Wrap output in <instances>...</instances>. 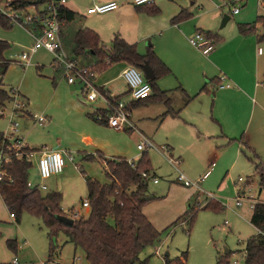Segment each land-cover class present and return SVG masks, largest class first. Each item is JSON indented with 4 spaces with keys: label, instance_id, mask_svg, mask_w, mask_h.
<instances>
[{
    "label": "crops",
    "instance_id": "obj_1",
    "mask_svg": "<svg viewBox=\"0 0 264 264\" xmlns=\"http://www.w3.org/2000/svg\"><path fill=\"white\" fill-rule=\"evenodd\" d=\"M71 1L73 0H69L66 4L67 9L75 12L79 17L90 19L92 23L95 20L102 22L100 27L91 26L90 30L98 35L105 51L111 49V43L115 37H119L129 45H134L137 53L141 56L145 55L148 47L151 46L156 58L169 70L168 75L156 82L157 89L164 93L169 105H165L163 100H154L152 91L150 98L146 101H141L139 105L146 110L155 109L154 107H156V117H159L160 121L157 127H153L155 129L154 133L160 138V141L165 139L166 142L157 146L167 147L168 154L178 162V169L181 172H183L180 169L181 159L186 155L193 159L198 172H188V176L183 172L188 179L196 181L209 171L210 173L205 178L206 180L213 169L219 165L218 174L223 172L226 175V172L231 171L241 161V155L250 163L253 171L254 165L250 161L253 154L257 155L259 161L264 165V87L260 86L261 84L264 85V43H258L256 35H240L238 24L245 23H241L242 21L238 19H233L236 15H232L231 11L223 15L219 4L215 5L211 0H188L187 2L154 0L150 8L141 9L133 6V0H93L92 2L80 0L82 1L81 4L86 5L82 12L74 11L69 4ZM105 2H117L119 3V8L114 12L102 15L86 14V9L92 3ZM260 2L261 4H259ZM257 7L264 9V0H257ZM151 9H158V14H150V11L147 10ZM182 11L183 19L172 23L171 20ZM237 15H239V12ZM93 18L97 19L93 20ZM220 19L222 25L219 28ZM232 20L234 21L231 22ZM258 26L261 27L258 24L256 28ZM224 27L225 30L222 31L221 29ZM18 29L25 32L31 39L26 30L20 27ZM195 31H202L217 40L215 48L208 55H203L188 43V37ZM261 31L262 27L260 31L257 30V33L259 34ZM105 43H108L107 46ZM258 48L261 49L260 53L257 52ZM5 52L3 53V58H5ZM34 54L30 57L28 67H31V58ZM80 59L87 64L92 62L91 64L96 65L95 84L101 94L106 97L111 95L115 99H121L127 95V88L124 82L121 83L123 80L120 75L122 70L129 66L128 64L123 62L110 64L106 59L100 64V61L93 59L89 54ZM10 62L14 63V61ZM49 66L51 67V62ZM35 67L37 70L40 68L38 65H35ZM51 70H53L52 67ZM222 74L226 76V82L231 85L230 88L220 89L218 87V77ZM58 80V89L54 90V94L52 92L53 98H55L54 95L60 93L59 89L63 87L70 95L67 98L68 102H71L70 99L76 102L77 98V102L86 109L80 91V84L69 85L64 80H60L59 77ZM0 88L10 93L11 89ZM203 88L205 89L202 91ZM19 95L22 98L20 92ZM89 107L93 109V113L88 114V118L91 120L95 116V110L103 108L101 103L89 104ZM168 107L173 112H178V116H164L168 111ZM132 112L133 108H131V120L135 130H117L102 124L106 127L92 128L97 141L89 143L84 148L88 149L91 147L96 149V151L100 149L108 156L110 155V157H123L127 161L137 162L138 159H130L132 156L129 155V149H127L124 140L133 142V140L136 141L139 138L136 143V150L142 153L149 151H139L137 149V145L143 138L150 140L153 144L155 143L146 136L144 125L141 127L140 124L133 120ZM49 123L50 120L45 126L40 128H45ZM84 124L92 127L89 122H84ZM126 132L128 134H125ZM22 133V131L19 133L20 137L27 148L31 149L29 144V139H32L31 136L26 134L25 137ZM135 133L139 136L135 135ZM107 134L111 135L109 140L104 138ZM175 134H179V136L172 138ZM85 142L87 143L88 141L85 140ZM51 146L52 148H49V150L63 151L66 148L62 141H56ZM153 151L156 152L155 150ZM230 151H232V154L229 156ZM156 153L160 155L158 152ZM216 162L218 163L217 165ZM170 167L175 171V177H177L176 169L172 166ZM153 173L154 171L152 170L151 174ZM201 173L202 175H200ZM254 174H256L255 171ZM153 176L157 178L155 174ZM256 176L258 177L257 174ZM83 178L84 181L85 178L91 179L86 176H83ZM223 179L218 183L217 190L221 189ZM202 183L199 184L201 192L195 188L189 189L191 193L186 195L184 201L188 203L197 193H200L201 196L204 195L202 194ZM247 185L249 189V183ZM234 186L236 194L238 190L236 182ZM241 188L243 186L240 187V190L245 192V187L243 190ZM170 189L171 186L168 187V190ZM263 191L264 189L259 185L258 193L260 194ZM258 197L260 198V195ZM196 200H198V197ZM0 201H2L9 214L10 222L19 223L20 220L17 221L15 215L8 211L1 195ZM216 203L220 205L218 201ZM84 209V216H87L89 208ZM143 213L145 214V212ZM145 217L148 218L147 215ZM9 237L11 238V236ZM9 237H0V264H36L31 257L27 259L23 255L25 248L30 246L29 243L26 241L22 242L21 251L19 252L20 246L18 249L16 246L14 250L7 246V241H10ZM13 260H16V262L14 263ZM73 264H75L74 258Z\"/></svg>",
    "mask_w": 264,
    "mask_h": 264
},
{
    "label": "rangeland",
    "instance_id": "obj_2",
    "mask_svg": "<svg viewBox=\"0 0 264 264\" xmlns=\"http://www.w3.org/2000/svg\"><path fill=\"white\" fill-rule=\"evenodd\" d=\"M187 1L179 0V2ZM211 1L215 5L219 4L223 15L228 14L232 7L239 8V15L234 16L233 19H238L242 21L241 23L252 24L255 22L257 15L264 16V9L257 7V0H245L243 2L234 0L235 2L232 4L225 3V5H223L224 3L221 0ZM81 2L80 0H73L69 4L74 11L82 12L86 5L81 4ZM101 23L99 20H95L92 23L88 18L78 17L71 26L74 29H90L91 26L100 27ZM221 25L220 19L218 27L220 28ZM18 28L5 29L0 25V41L9 45V49L4 54V59L6 60L15 61L16 56L32 46V41L28 35ZM221 30H225V27ZM257 30L260 31L261 27L258 26ZM64 33H66L65 28ZM107 44L105 43L106 46ZM63 47L65 48L64 44ZM65 50L69 53L66 48ZM51 60L52 57L49 53L40 50L32 56L31 67L23 68L16 62L10 63L4 75L0 76V87L7 90H18L22 97L19 100L25 105L23 110L13 120L10 118L13 114L12 101L0 109L2 112L0 114V134L9 133L10 123L15 121L18 124L19 133L22 131L23 136L26 137V134L31 136L32 139H29L31 149L39 150L44 147L49 149L52 148L51 145L56 141H62L66 145L63 151L68 155L64 157L65 166L63 172L59 176H52L43 181L48 191L41 193L59 192L62 195L61 207L64 213L68 214L70 210H74L84 216L85 209L82 207L81 202L86 200L87 191L83 176L89 177L102 185L108 184L109 180L105 175L103 159L109 160V158H116L117 156L110 157V155L108 156L100 149L96 151V149L91 147L88 149L84 148L89 143L97 141L92 128L106 126L88 118V114L93 113V109L89 107V104L83 101L86 106V109H84L83 105L77 102V98L76 102L72 99H70L71 102H68L67 98L70 95L65 91V88L61 87L59 89L60 93L54 95L55 98H53L52 92L54 94V90L58 89L59 85L58 77L62 81L64 79H62L60 72L54 69L51 70L49 66ZM35 65L40 68L37 70ZM121 100L130 104L128 95H125ZM154 108L146 110L141 105L135 106L132 112L133 120L140 124L141 127L144 125L146 136L151 138L156 145H162L166 143L165 139L160 141V138L154 133V128L159 125L160 121V118L156 117V107ZM29 114L46 117L50 120V123L45 128H40L38 125L36 126ZM84 122H89L92 127L86 126ZM125 134L128 133L126 132ZM135 135L138 134L135 133ZM109 136L111 135L107 134L104 138L109 140ZM178 136L179 134H175L172 138ZM85 140L88 142L86 143ZM138 141L139 138L136 141L133 140V142L124 140L127 149H129V155L132 156L130 159L137 160L143 154L136 150ZM231 154L232 151H230L229 156ZM146 155L154 171L153 174L158 178V184L154 185L151 180L146 182L145 196L148 199L154 198L143 207L142 212H145L149 218L147 219L158 232V238L151 246L146 247L140 253V261L144 262L147 260L146 264H162L161 259L154 254V248L160 247L162 255L164 256L167 253L170 258L178 257L182 252L186 251L187 264H215L217 256L223 255L225 250L231 253L228 257L229 264H233V261H237V264H245L243 251L246 241L255 235L256 232L249 223L252 213L250 206L244 203L240 208L235 207L234 198L236 194L234 184L237 179L239 177L245 179V182L240 187H245L247 195L255 197L260 195V199L264 200V191L260 194L258 193L259 179L254 174L253 168L246 158L241 155V161L231 171L226 172V175L223 172L218 174L220 165L217 166L201 184L202 193H212L215 200L220 203L218 208L216 207L214 210L211 207L205 209L197 208V203H200V205L208 203L205 195L201 196L200 193L195 194L188 203L184 201L186 195L191 193L189 190L191 188H185L175 181V171L156 152L149 150ZM69 156L73 158V164L69 162ZM36 162L37 156L32 159V167L28 174V180L34 186L42 182L37 175ZM75 165L80 170H77ZM180 169L187 176L188 172H198L193 159L188 155L181 159ZM224 176L225 178L223 179ZM222 179L221 189L217 190L216 187ZM246 182L247 184L249 183V189ZM169 186H171L170 190H168ZM243 188L241 189L243 190ZM197 197L198 200H196ZM196 201L198 202L196 203ZM192 208H194V211H190ZM185 212H189L193 217L191 226L187 225V222L183 223V221H186ZM48 235L49 232L43 225L42 220L26 213L21 216L19 223H11L9 214L2 201H0V237L11 236L9 240L15 242L17 249L20 246L19 252L21 251L22 242L26 241L29 243L30 246H27L23 251V255L27 259L31 257L36 264H44L49 260L51 243ZM53 246L55 249L51 260L58 264H73V258H77L75 264H87L83 252L79 249L75 250L63 232L56 234L53 239Z\"/></svg>",
    "mask_w": 264,
    "mask_h": 264
},
{
    "label": "trees",
    "instance_id": "obj_3",
    "mask_svg": "<svg viewBox=\"0 0 264 264\" xmlns=\"http://www.w3.org/2000/svg\"><path fill=\"white\" fill-rule=\"evenodd\" d=\"M21 5L39 4L41 0H17ZM151 5L136 7L150 8ZM150 14H158V9L147 10ZM183 11L174 17L171 22L175 23L183 19ZM79 16L64 7L59 16L62 23L60 38L62 44L69 51V54L76 58H83L89 54L93 59L103 62L105 59L110 64L123 62L138 69L146 62L153 72V78L148 81L154 100H163L165 105H169L164 93L156 87V82L169 74V70L162 64L149 46L145 55L137 53L134 45H129L119 37H115L111 43V49L105 51L101 45L98 35L88 28L74 29L71 24ZM256 24L262 27L261 33H257ZM0 25L5 29L12 26L0 15ZM64 28L66 33H64ZM240 35H256L258 43H264V16H257L252 24H238ZM210 37V36H209ZM212 38V37H210ZM217 43L215 38H212ZM9 49L6 42L0 41V76H3L7 67L11 63L3 58V53ZM205 88L202 89V91ZM132 102L130 108L139 105L141 101ZM163 98V99H162ZM10 94L0 88V109L5 104L11 102ZM118 100V99H117ZM96 115V113H95ZM178 116V112H173L169 107L164 116ZM93 120L97 123L104 124ZM2 135L0 134V137ZM29 148H26V151ZM36 151L37 149H30ZM104 160L105 175L108 184H100L95 180L85 178L87 190L86 200L89 203L87 216L80 215L79 212L69 211L64 213L61 208V194L49 192L42 194L37 189L27 186L28 174L31 164L25 160H13L5 166L6 176L0 182V195L9 212L15 215L19 221L22 214L26 213L42 220L43 225L49 232L50 239L49 257L53 255L55 247L53 239L58 232H63L69 243L75 250L83 252L88 264H146L139 259L140 253L148 246H151L158 238V232L142 212L143 207L153 198H146L145 193L147 183L142 179V173L152 172L150 161L143 153L134 162L132 168L124 158ZM250 161L254 165V171L259 177V185L264 189V165L259 161L257 155L253 154ZM216 201H209L202 209L211 207L218 208ZM194 211V208L192 210ZM56 216H64L71 219L72 225L66 226L60 223ZM187 225L191 226L193 217L189 212H185ZM250 224L260 231H264V204H256L252 210ZM10 249H16L13 241H7ZM245 264H264V238L255 234L246 241ZM231 253L226 251L223 255H218L215 264H229L228 257ZM187 252H182L180 256L170 258L164 255V264H187Z\"/></svg>",
    "mask_w": 264,
    "mask_h": 264
},
{
    "label": "built area",
    "instance_id": "obj_4",
    "mask_svg": "<svg viewBox=\"0 0 264 264\" xmlns=\"http://www.w3.org/2000/svg\"><path fill=\"white\" fill-rule=\"evenodd\" d=\"M92 2L93 0H86ZM223 5L225 3L232 4L235 1L243 2L244 0H221ZM69 0H41V3L35 5H21L17 0H0V15L3 16L12 27H20L28 32L32 40V46L16 56L15 61L20 66L28 67L30 57L32 54L39 50H44L52 57L51 67L60 72L65 82L69 85L75 83L80 84V91L83 96V101L87 104L101 103V109H96L95 118L97 121L104 123L110 128L117 130H135L133 122L131 120V108L132 102L145 100L151 95V86L149 82L144 78L142 71L134 66H126L120 77L122 78L129 97L130 104L123 102L121 99H115L109 95L106 97L101 94L95 84L96 78V65L87 64L80 58H76L70 55L63 47L60 30L62 23L59 20L61 10L66 7ZM154 0H133L134 7H140L144 5H151ZM261 4V2L259 3ZM119 8L117 2H105L95 4L92 3L90 7L86 9L87 15H102L110 12H114ZM239 8L232 7V15H237ZM188 43L193 48L200 51L203 55H208L213 51L215 47L214 40L202 31H195L188 37ZM257 52H261L258 48ZM220 89L230 88L231 85L226 82L225 75L218 77ZM260 86L264 87L263 84ZM11 101L13 102V114L11 120H13L25 107L24 103L20 101V95L18 90H10ZM0 114H2L0 110ZM34 123L39 127H43L48 123V119L43 116L31 115ZM22 138L19 136L18 124L15 121H11L9 127V133L0 137V182L6 176L4 167L9 165L13 160H25L32 164V159L37 156L36 168L37 175L42 181L39 185L34 186L29 180L27 186L29 188H35L41 192L47 191L46 185L43 181L49 179L52 176L60 175L63 172L65 166L64 157L68 156L65 151L49 150L44 147L36 151L27 150ZM139 151L155 150L158 152L166 162L176 169L177 177L176 181L185 188H195L199 192V184L202 183L210 173L207 171L198 180L192 181L188 179L183 172L178 169V162L168 154V149L165 146H157L150 140L143 138L137 145ZM70 157V156H69ZM69 162L73 164V158H69ZM129 165L134 168V162L128 160ZM77 170L80 168L75 165ZM143 181L147 182L151 180L153 184L158 183V179L151 173H142ZM245 182V179L238 178L236 181V187L238 188L234 198L235 207L240 208L244 203H247L251 210L254 209L256 204H264V200L259 197L247 195L244 191L240 190V186ZM209 201L215 200L213 194L202 193ZM83 208H89L88 201L84 200L81 203ZM206 204L200 205L197 203V208H203ZM77 212V211H76ZM11 216H13L11 214ZM187 222V221H184ZM183 222V223H184ZM256 234L264 238V231L256 229ZM154 254L159 257L164 264V256L161 253L160 247L154 248ZM243 258L245 259V251H243ZM77 258H74V261ZM15 263L16 260H13ZM44 264H58L53 260H47ZM233 264H237V261H233Z\"/></svg>",
    "mask_w": 264,
    "mask_h": 264
},
{
    "label": "water",
    "instance_id": "obj_5",
    "mask_svg": "<svg viewBox=\"0 0 264 264\" xmlns=\"http://www.w3.org/2000/svg\"><path fill=\"white\" fill-rule=\"evenodd\" d=\"M226 17V16H225ZM140 70L142 71L143 75H144V78L147 80V81H150L152 78H153V72H152V69L150 68V66L145 62ZM56 219L66 225V226H70L72 225V220L69 219V218H66L64 216H56ZM224 253H226V250L224 251ZM167 256V254H165Z\"/></svg>",
    "mask_w": 264,
    "mask_h": 264
}]
</instances>
